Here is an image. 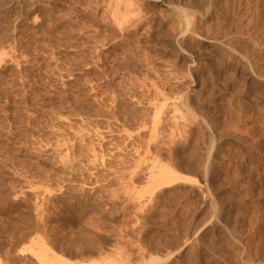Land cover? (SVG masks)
Listing matches in <instances>:
<instances>
[{"label": "rangeland", "instance_id": "obj_1", "mask_svg": "<svg viewBox=\"0 0 264 264\" xmlns=\"http://www.w3.org/2000/svg\"><path fill=\"white\" fill-rule=\"evenodd\" d=\"M46 1L51 5L48 4L47 7ZM73 1L25 0L16 11L14 10L15 13L12 12L14 8L7 6L10 11H5V14L0 17L2 18L0 24L4 22L8 30L11 27L13 29L9 30L13 31L12 36L7 30L8 34L5 36H8L0 41L2 42L0 44V218L6 217L9 221L8 240L12 246L13 255L18 256L16 249L30 246L28 240L23 241L24 237L30 234L32 235L30 237L41 236L43 223L39 220L36 209L45 203L50 210V224L53 231L60 233V238L64 237L67 231H72V234L65 238L68 246L76 248L88 246L97 249L104 247L106 251L104 258L117 264H250V259L256 264H264V220L262 219L264 217L262 213L264 212V119L263 121L253 119V121L249 119V113L246 117L243 116L244 123L241 122L235 126H239L242 130L252 123L253 127L248 126L252 129L251 133L240 130L239 133H242L240 135L233 126L232 115H228L226 106L223 108L231 97L244 94L241 100L245 96V100L251 97L253 99L251 94L253 95L255 90L254 92L262 100L264 92L261 93V88L246 76L247 73L242 70L244 68L241 67V63L239 65L234 58L227 59L229 62L226 60L225 67L221 65V72L225 70L222 72L224 77L231 72L232 75L229 74L228 78L232 80L228 79V81L233 82L232 85H239L242 94L234 90L236 88L231 89L230 92L227 91L229 90L227 86L222 87V82L218 83L219 81L212 79L209 73L202 71L205 87L207 84L209 86L206 90L209 89L212 93L211 98H206L205 101L210 100L211 104L214 102L212 105L215 106L216 114L207 118L208 123L199 122L201 128L199 132L203 136L198 133L199 137L203 139L210 129L214 132L217 129L216 126L223 128L225 125H229L232 128L230 130L227 126L229 131L233 134L235 132L237 136L240 135V138L244 137V133L246 136L243 139L246 140L258 137L257 144L251 140L256 144L253 147L255 149H252L254 152L252 154L247 152L248 156L253 158L249 159L245 152L242 155L245 163H242L238 181L232 169L224 167L228 171L222 168L223 173L218 170V167L214 169L213 165L216 163L215 159L213 160V154L216 151V143L212 145L213 142H209L211 141L209 136L203 140L200 138L203 142L198 138L195 143L193 139L195 142L192 144L191 138L181 136L180 138L177 130H174L177 131L176 135L170 134L171 139L167 137L166 141H171V147L168 141L169 148L166 146V152L157 153L155 158L153 150L152 153L143 155L146 160L143 158L138 160L140 163L145 162L144 164L136 163L137 159L129 147L130 141L125 133L119 132L121 129L118 130V126L124 117L122 113L128 108L144 107L137 105V101L132 97L130 82L133 81L129 73L131 70L143 72V69L140 70L141 66L136 65L138 62L135 59L130 62L124 60L125 56L119 50H111L109 46L98 47L100 49L92 48V42L95 44L93 40L100 37L93 30L95 27L89 29L84 24L98 25L100 18L90 17L91 13L84 12V7L79 2ZM81 3L83 4V1ZM79 4L80 7H78ZM187 5L191 6L190 3ZM165 9L159 4L156 11H164L158 14L160 17L165 16L167 18L165 21H168L169 14ZM247 21L246 18L245 23ZM216 24L213 23V25ZM261 26L264 27V23ZM261 26L258 29H261ZM262 30L264 28L258 32L264 39ZM245 32L247 36L238 35L246 37L245 48L254 45L252 49L248 48L250 52L245 48L242 50L243 52L245 50L250 61H253L251 66L255 64L254 61L264 62V44L262 46L261 42L263 39L260 35L255 36L257 31L248 32L252 35ZM252 38L257 44L252 43ZM151 40L142 38L141 42L146 49L152 50L153 48L149 45L153 42L155 49L153 51L156 52L154 62L157 67L161 65L159 61H162L165 66L168 64L166 62L171 60V63L172 59L176 62V51L169 50L165 46L161 47V43ZM258 44L262 46V50L256 46ZM205 46L202 44V50L204 49L203 53L208 56L207 59L210 57L211 60H217L214 58L215 53ZM95 49L98 50L97 53L93 51ZM253 49H257V53L260 51V56ZM157 54L160 58L162 55L170 59L163 61L164 57L161 60ZM210 54L213 57L209 56ZM121 58L124 64L120 66ZM175 62L172 63L175 64ZM258 62H256L257 67L252 69L264 70V63ZM229 64H233L232 67ZM163 65L158 69L162 71L163 68H167ZM200 67L203 68V64H200ZM261 72L264 74V71ZM106 74H110L108 79ZM140 74L143 73H138L139 77H142ZM213 81H216L217 85H213ZM241 83L246 85V91ZM247 85H251V88ZM186 86L187 84L181 88L183 90L188 87V90L185 89L187 92L184 90L185 93L198 95L197 86ZM178 91V89L175 90V93ZM112 94L118 96V104L123 108H120L119 114L116 112V115L111 110L109 95ZM209 95L208 91L207 96ZM251 100L250 102H254ZM244 101L243 105L251 111L252 105H248L249 100L247 104H244ZM261 102L258 108L264 116V100ZM217 111L222 112L218 114ZM199 112L202 113L201 110ZM227 115L229 118L225 117ZM259 121L262 124H258ZM245 123L247 125L240 126ZM258 125H263V128L261 126L259 129L254 128L259 127ZM207 127H210L209 130ZM255 129H257L256 132ZM217 132L219 130H216ZM230 132H227L228 135L225 133V136H229ZM216 133L213 134L216 135ZM257 133L261 136L256 137ZM181 139L186 142L184 143ZM188 140L192 145L188 144ZM201 142L202 146L199 147L202 148L199 150L196 144L200 145ZM190 145L192 147L196 145L192 150L195 151L197 148L198 152L196 150L194 153L190 150ZM210 147H214L211 148L214 152L208 149ZM167 152L170 153L167 154ZM203 154H206V157ZM211 154L213 155L211 156L212 164L209 162ZM158 155L161 157L159 158ZM201 156L205 158L202 157L203 160H201ZM154 158L157 159L156 163L159 161L157 163L160 164L159 166L153 165ZM206 160L207 162H202ZM202 165L206 167L203 168ZM207 167L210 168L206 174L203 170L208 169ZM159 171L168 174L156 175L157 179L151 182L148 179L150 173L157 174ZM225 172H228L230 176ZM240 178H243V181ZM165 182L169 183L165 184ZM246 188H249L247 191L249 194ZM242 199L245 203H242L244 202ZM218 202H220L219 205ZM230 207L237 209L232 214L239 215L237 217L243 220L239 224V230H243L240 232H243L244 236L240 233L242 242L240 241L239 245L243 250L245 249L244 251L239 245L235 246L237 244L234 243L235 238L231 232L229 234L231 236L228 235L231 242H228L227 237L225 238L227 242L223 241L219 235L217 237L220 239L216 238L221 242L216 241L215 237L212 238L216 236V233L210 229L212 224L214 222L223 224L222 211ZM231 208L229 211L234 212ZM238 208L242 214L239 213ZM217 209H219L218 212H216ZM220 212L218 217L217 214ZM95 225L98 226L94 227ZM205 233H207L206 236ZM245 243H248L249 247ZM150 259L153 260L149 261Z\"/></svg>", "mask_w": 264, "mask_h": 264}, {"label": "bare ground", "instance_id": "obj_2", "mask_svg": "<svg viewBox=\"0 0 264 264\" xmlns=\"http://www.w3.org/2000/svg\"><path fill=\"white\" fill-rule=\"evenodd\" d=\"M24 1L25 0H0V17L2 16V14H5V11L9 10V9H7V6L14 8L12 10V12H14V10L16 11L17 7H19V5H21V3H23ZM74 1L79 2L81 4V6L84 7V12L91 13L92 16H90V17L100 18V21L97 20L100 22L98 24L99 26L97 24L94 25V23H93V25L89 24L90 26L88 24L87 25L84 24L86 27L88 26L89 29L92 27L93 28L95 27V29H93V30L95 31L96 35L98 34V37H100L99 39L93 40V41H95V44H93V42H92V45H93L92 48L100 49L98 47L104 48V47L109 46V48H112L111 50H113V49H114V51L119 50V52L121 51L120 53L125 56L124 60H127L130 62V60L135 59L138 62L136 65L141 66V67L139 66L140 70L143 69V72H138V70H137L138 73H143V74H140V76L142 75V77H139L138 73L135 70L130 69L131 71L129 73H130V77L132 76L131 81H133V82H130V85L132 87L131 88L132 89V92H131L132 97L137 101V105H142L144 107H142V108L136 107L135 109H132L133 107L130 109L128 108L127 111L122 113V114H124L123 115L124 117L122 120L120 119L121 120V122L119 123L120 125L119 126L117 125L118 130H119V128L121 129V130H119V132L122 131L123 133H125V136L130 141L129 147H131V151H132V153H134L137 161L138 160L140 161V159H142V158H143V160H146V157H143V155H146V154L148 155V153H150V152L152 153L153 150L155 151V152H153V156H155L157 153L162 154L163 151H165L167 143L169 141V140L166 141V139H167V137L170 138V136H172V135H170L171 133H175L174 135H176V133L178 131L177 135L179 134L178 135L179 137L181 136L182 138L185 137L188 139L191 138L192 144H194L193 142H195L196 139L197 140H198V138L202 139L203 136L199 132V130L201 131V128L199 126V122L202 121L203 123H208L207 118L216 114L215 113L216 111L214 109L215 106L213 107V105H212L214 102L212 101L213 103L211 104L210 100H209L210 102L205 101L206 98H211L210 96L212 93H210V90L208 89L210 95H209V97L207 96L208 91L206 89L209 86L207 84V86H206L207 88L205 87V84L203 81V79H205V77L203 78L204 74L202 75V71L205 70L204 72H206V74L209 73L212 79L219 81L218 83L222 82V84H223L222 87L227 86V89H229L227 91L230 92L231 89L236 88L234 90H236L237 92L238 91L240 92L241 88L238 87L239 86L238 84H237L238 86H235V85H232L233 82L232 83L229 82L232 80V79L230 80L228 78V76H230L229 74H231V72H229V74H227L228 75L227 77H224L225 75L223 76L222 72L225 71L224 69H223L224 71L221 72V68H222L221 65H223L225 67L224 64H226L225 62L228 61L227 59L234 58L237 61H235V60H233V61L239 62V65L241 63V65H242L241 67L244 68L242 70H245L246 71L245 73H247V75L246 74L245 75L248 76V78L251 81H255V83L258 85V87L261 88L260 89L261 93L264 92V74H263V72H261L264 70H262L261 68H260L261 71L258 70L259 68L257 70L252 69V67H254V68L257 67L256 62H258L259 60L254 61L255 64H252L253 66H251V62L253 63V61H250L247 54L245 53L246 51L249 50L248 48L250 46L248 48L247 47L245 48V46H246L245 44L247 43L246 37L238 35V34L246 35L245 31H247V33L248 32L254 33V31H257L258 34L256 33V35L255 34L254 35L255 36L260 35L258 30L260 31L262 28H264L263 26H261L262 23H264V0H74ZM81 1H83V4L81 3ZM71 2H72V0H71ZM91 2L93 3L92 5L89 4ZM45 3H47L46 4L47 7H48V4H50L47 1ZM187 3H190L191 6L189 7L187 5ZM80 4L78 7H80ZM159 4H161V6H164V8H166L165 10L168 12L167 14H169L168 21H165L166 17L164 16V14H163L164 17H160V15L158 13H160L161 11L160 12L156 11ZM5 9H7V10H5ZM163 12H161V14ZM87 13H86V15H89ZM7 14H9V13H7ZM5 16H7V15H5ZM7 17H10V16H7ZM246 18L248 19V21L245 23ZM1 19L2 18H0V21H1ZM8 19H10V18H8ZM8 19H7V21H8ZM89 21H90V19H89ZM10 22H11V20H10ZM94 22L97 23L96 21H94ZM213 23H217V24L213 25ZM3 24H4V22L2 24H0V26L1 25L3 26L0 28V41H2V38H4V37L6 38L8 36V35L5 36V34H8V32H9V34L11 35V33L13 32V31H11V32L9 31L10 29H12L11 26H10L11 28L9 27L10 29L8 30V27H6L7 24H6V26H5V24L4 25ZM213 26H214V28H213ZM259 26H261L262 28L260 27L261 29H258ZM7 30H8V32H7ZM262 31L264 32V30H262ZM244 32H245V34H244ZM12 35H13V33H12ZM249 35H252V34H249ZM261 35H260V38H261ZM142 38H145L148 40L152 39L155 42L157 41V42L161 43L160 44V45H162L161 47L165 46V48H167L169 50H174V52L176 51V53H177V56L175 55L176 56L175 59H177L176 62L174 59H172L175 62V64L172 63L173 61L170 63V61H171L170 60L169 62L168 61L166 62L168 64H166V66H165L162 64V61H159V65L161 63L160 66L158 65L159 67H161L163 65L164 67H167V68L164 69L162 67L163 68L162 71L160 69H158L159 67H157V65L154 62V57H155L156 52L153 51V50H155L153 47V44H152L153 42H151V44L148 43V44H150L149 47L151 46V48H153V50L149 49L148 47H147L148 49H146L144 46H142V42H141ZM260 38L258 37V40H260ZM261 39H263V38H261ZM252 40H253V38H252ZM201 42H203L202 44L206 45L205 47H207L209 50H211L212 52L215 53L216 57H214V58H216L217 60H215V61L211 60L210 57H209L210 60L207 59L208 56H206L203 53L204 49L202 50ZM258 42H260V41H258ZM261 42H262V46H263L264 39L261 40ZM252 43H256V42L253 40ZM260 44H258L259 46L258 45H256V46L259 47L260 50H262L261 49L262 46ZM237 45H240V46H237ZM155 46L157 47L158 45H155ZM253 47H254V45H253ZM253 47H250V48L252 49ZM244 48L247 50L246 51L244 50V52H243L242 50ZM263 48H264V46H263ZM97 49H95L93 51H95V53H97V51H98ZM208 49H206V51ZM206 51H204V52H206ZM254 51L256 52L258 50L256 49ZM248 52H250V51H248ZM168 53H169V51H168ZM259 53H260V51L257 54H259ZM158 54H157V56H158ZM160 54H162V53H160ZM171 54H173V53L171 52ZM261 55H262V53H261ZM209 56H211V54ZM258 56H260V54ZM158 57L160 58V55ZM162 57H164V58H162ZM166 57L167 58H165V56L161 55V58L163 59V61H165L164 59H166V60L170 59V58H168V56H166ZM211 57H213V56H211ZM249 57H250V55H249ZM172 58H173V56H172ZM121 60H122V62H120V66L124 64L123 58H121ZM156 60L158 62V59H156ZM201 61H202V63H201ZM262 63H264V62H262ZM200 64H203L204 67L203 68L200 67ZM259 64H258V66H259ZM167 65H170V66H167ZM232 65H230V66L232 67ZM227 67H229V66H227ZM241 67H240V70H241ZM263 67H264V65H263ZM236 68H235V71H236ZM226 70H228V69H226ZM258 71L261 72V74ZM109 75L106 74L107 79L109 78ZM211 78L210 79L208 78V80H211ZM232 78H233V76H232ZM228 79H229V81H228ZM244 79H246L245 76H244ZM244 79H243V81L245 82ZM208 80H206V81H208ZM239 80H241V79H239ZM216 81H213L214 84L213 83L212 84L217 85V84H215ZM208 82H210V81H208ZM234 82H236V81L234 80ZM240 82H238V83H240ZM244 82H242V83H244ZM242 83H241V85H243ZM186 84H187V86L188 85L197 86L198 87L197 88L198 95L196 93H194L196 95L193 96V95H188V93H185V91L188 90L187 89L188 87L187 86H186L187 88L184 87L186 90L185 89L182 90L181 88L183 85L185 86ZM174 85H176V86H174ZM243 86H245L244 91H246V85H243ZM247 86L249 88H251L250 87L251 85L250 86L247 85ZM177 89L179 91L177 93H175V90H177ZM211 89H213V88H211ZM220 89H222V88H220ZM253 90H254V88H253ZM253 90H251V91H253ZM206 91H207V93H206ZM222 91H223V89H222ZM254 91H253V95L251 94V96H253V99H252V97H251L252 100L248 99L249 100L248 105H250V106L252 105L251 111L247 110V107H245V105H243V101L245 100L246 96L242 100H241V98L244 97L243 96L244 94L243 95L239 94L240 96H238V97L236 96V97L229 98V100H227L228 102L226 105H224V103H223V105H224L223 108L226 106V110L228 111L227 112L228 115L229 114L232 115V117H233L232 119H234L233 120V123H234L233 126L241 123L243 116L246 117V115L248 113H249V116H248L249 119H252V120L254 119L255 121L261 119L260 121H263L264 116H263V114H261V111L259 110L258 106L262 103L261 101L264 99L262 98V100H260L261 97L257 96V93ZM191 94H193V93H191ZM235 95H237V94H235ZM235 95H233V96H235ZM248 96H250V95H248ZM109 97H110L109 99L111 100V106H112L111 110L114 112V115H116V112H117V114H119L118 110H120L121 107L118 104V102H119L118 96L115 94H112V95H109ZM248 100H245L246 102L244 101V104L245 103L247 104ZM250 100L254 101V102H250ZM143 104H145V105H143ZM121 109H123V108H121ZM249 109H251V108H249ZM200 110L202 113L205 112L206 114L203 115L202 113L199 112ZM120 113H121V111H120ZM217 113L220 114L218 111H217ZM109 114L112 115V113H109ZM228 115L225 117H228ZM245 117H244V119L246 120L247 118H245ZM120 120H118V121H120ZM246 121H248V120H246ZM260 121L258 122V124L260 123ZM248 122L250 123V121H248ZM216 123L218 124V121ZM242 123H244V122H242ZM263 123H264V121H263ZM219 124H220V122H219ZM221 124H223V123H221ZM251 124H249L248 126L250 127ZM260 124H262V122ZM202 125H204V124H202ZM245 125H247V124L245 123L244 125H240V126H245ZM253 125H254V123H253ZM207 126H209V125H207ZM210 126H212V125H210ZM225 126L223 128H227V126H229V125H225ZM248 126L246 128L247 130L246 129L241 130L239 128V126H237V127L235 126L236 127L235 130H238V133L240 132V130H241V132H243V130H244L246 132L248 131L247 133H249L252 129H250ZM260 126L259 127L256 126L254 128L259 129ZM262 126H261V128H263ZM251 127H253V126L251 125ZM109 128H110V126H109ZM209 128L210 127H207V130H209ZM216 128H217L216 130L217 131L219 130V132L216 133L215 129H214L215 130L214 132L211 131L212 129H210L207 132V135L202 130V132L205 134L204 138H206V136H209L210 138L207 137V138L211 139V141L209 140V142H213L212 145L214 143H216V148H215L216 151L213 154L214 155L213 160L215 159L214 162L216 163V165H213V166H215L214 169L217 167H218V170H221L224 167H227V169H232V172L235 173V175H236L235 178L237 180V177L241 174L240 173L241 168H242L241 166H242V163L244 162L243 156H242L243 153L245 152V154H247V152L248 153L251 152V154H252L254 152V151L252 152V149H255L253 147H255L254 145L257 144L256 143L257 142L256 139L258 138L257 136H261V135H260V133L259 134L257 133L256 134L257 138H253L252 135L249 134V136L252 137L251 140L253 142L255 141L256 144H254L251 140L243 139L246 136L245 133L243 134L244 137L242 135L243 138H240V135L242 133L241 134L239 133L240 135L238 134L239 136H237V134L235 132H234V134H233V132H230L229 129L230 130L232 129L230 126L228 127L229 129L228 128L223 129L222 127H218V126H216ZM221 128H222L223 133L225 130L226 131L228 130L227 132H230L231 134H229V136H227L228 133L225 131V133L227 134L225 136V133L223 134L222 132H220ZM130 129H132V131H129ZM248 129H250V130H248ZM174 130H177V131L175 132ZM256 130L257 129H255V132H256ZM255 132H253V134H255ZM259 132H261V131L259 130ZM108 133H109V131H108ZM198 133L202 137H199ZM213 133L214 134L216 133V135H214ZM165 134H167V135H165ZM178 136H176L177 141H179ZM249 136H248V138H249ZM176 138L174 137V139H176ZM193 139L195 141H193ZM201 139L199 141L203 140V139L202 140ZM181 140L183 142L184 141L186 142V140H184V139H181ZM169 142L170 143H168V144L170 146L169 145L168 146L171 147V141H169ZM187 142H189L188 144H191L189 140ZM202 142L200 145L196 144L198 146L199 150H200V148H202V147H199V146H202ZM195 143H197V141ZM195 146L194 147L191 146L190 150H192V148L194 150ZM188 148H189V146H188ZM211 148L213 149L214 147H210L208 149L212 150ZM170 149L173 150V148H170ZM198 149L196 148L197 152H198ZM209 150H207V151L209 152ZM167 151H169V150L167 149ZM195 151H193V152L195 153ZM212 151L214 152V150H212ZM169 153L167 152V154H169ZM245 154H244V157H245ZM203 155H205V157H206V154H203ZM213 155L212 154L210 155V160L212 159L211 156H213ZM156 156H155V158H156ZM160 157H161V155L159 156V158ZM202 157L203 156L200 157L201 160H203ZM205 157H203V158H205ZM208 157H209V155H208ZM247 157H249L248 154H247ZM250 157H249V159L253 158V157H251V158ZM246 158H244V159H246ZM149 159H147V160H149ZM249 159H246V160L250 161ZM156 160L157 159L154 160L155 163H154V161L152 163H154L153 165L156 164L159 166L160 164H157V163H159V161L156 163ZM197 160H199V159L197 158ZM207 160H208V158H207ZM207 160L202 161V162L203 163L207 162ZM137 161H136V163H140L139 161L138 162ZM209 162H211V164H212V160ZM141 163L144 164L145 162L142 161ZM137 165L138 164H136V166ZM209 166H211V165H209ZM204 167H206V166H203V168ZM207 168L208 169L205 168L206 170H203L205 173L207 172V170L209 171L210 167H207ZM218 170H217V172H220ZM222 171L223 170H221V172ZM226 171H228V170H226ZM159 172L157 174H155V172L150 173L151 175H150V178H148V179L151 180V182H154V180L157 179L156 175H159V174L167 175L168 174L167 172H164V171L163 172L159 171ZM229 173H231V171H229ZM227 175H229V174H227ZM163 177H165V176H163ZM205 179H206V177H205ZM241 180L243 181V178ZM239 182H238V184H239ZM166 183L168 184L169 182H165V184ZM248 189L246 190V192L248 191ZM243 192H245V190ZM241 193H242V191H241ZM242 194H245V193H242ZM247 194H249V192H247ZM245 196H246V194H245ZM241 197L243 198L244 195ZM221 200H220V202H222ZM244 200H245V198H244ZM220 202H218V205ZM242 203H245V201ZM223 205H224V203H223ZM223 205H221V206H223ZM225 206H228V205H225ZM219 208H221V207H219ZM226 208L223 211H222V209H220V211H222V214H221V212L218 213L219 215L216 213L218 217L220 216V214L223 216V221H224L223 224H221V223L219 224L218 222H214V221H213L214 222L213 223L211 221L213 224H212V227L210 229L212 232L214 231L216 233V236L214 235V236H212V238L215 237L216 241L221 242V241L217 240V238H219V237H217V235H219L221 239L223 238V241H225L226 240L225 238L227 237V240H229L228 242H231L230 241L231 239H229L230 237L228 238V235L231 232L232 236L235 238V239L233 238L234 243L237 244L235 246L238 247V245L240 244L239 242L240 241L242 242V240L240 239V233H243V232H240L243 230H239V226H240L239 224H240V222H243V220L241 221L238 218L239 215H237L238 216L237 217L235 214H232V213H235V211H237V209L234 210L233 209L234 207L233 208L230 207L231 209L234 210V212H230L229 211L230 208L228 210ZM239 208H238V211H239ZM36 210H37L36 211L37 216L39 215L38 217L40 218L39 220H41L43 223V228L41 227L42 228V233L40 234L41 236L30 237V235H31L30 234L29 236L27 235V237H24L23 241L28 240L30 242V246L22 247L21 249H16L18 256H16V254H15V256L13 255V249H12V246L10 245L9 240H8L9 239L8 237L10 234L8 231L9 221L7 220L6 217L2 216L3 218L2 219L0 218V221H1L0 222L1 223L0 224L1 225V229H0V233H1L0 234V264H117V263H114L113 261H107V259L104 258V254L106 253V251L104 250V247L97 249V248H92V247H88V246H81L78 248L68 246L65 238L67 236L71 235L72 231H67L64 234L65 236L60 238V235H59L60 233L54 232L53 227L50 224L51 223V220H50L51 216L49 215L50 210H49L48 206H46L44 203L43 205L41 204V206H38V208ZM218 210L219 209H217L216 212H218ZM241 212L242 211L240 210L239 213H241ZM239 213H237V214H239ZM262 213H264V212H262ZM241 216L243 217V215H241ZM262 216H263V214H262ZM220 218L222 219V217H220ZM220 218H219V220H220ZM241 219H243V218H241ZM262 219L264 220V217ZM208 225H210V224H208ZM96 226H98V225H95L94 227H96ZM242 228H243V226H242ZM207 229L210 231L209 227H207ZM62 233H64V232H62ZM208 233H210V232H208ZM33 234H34V232H33ZM206 234L207 233H205V236H206ZM229 236H231V235H229ZM243 236H244V233H243ZM1 237H3V239ZM207 237H209V236H207ZM233 239H232V242H233ZM225 242H227V241H225ZM229 244H233V243H229ZM247 244H246V246H247ZM242 245H244V244L242 243ZM239 246L241 247V245H239ZM247 247H249V246H247ZM16 250H15V252H16ZM244 250L242 248V251H244ZM243 256H245V255H243ZM26 260H28V261H26ZM152 260L153 259H150L149 261H152ZM247 261H249V260H247ZM250 264H256V263L252 262L250 259ZM257 264H260V263H257Z\"/></svg>", "mask_w": 264, "mask_h": 264}]
</instances>
